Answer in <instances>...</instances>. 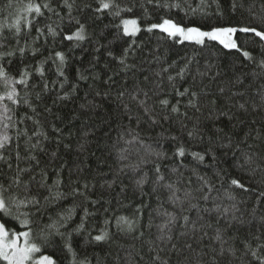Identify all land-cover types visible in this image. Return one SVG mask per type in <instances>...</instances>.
<instances>
[{"label":"snow or ice","instance_id":"6c2138e0","mask_svg":"<svg viewBox=\"0 0 264 264\" xmlns=\"http://www.w3.org/2000/svg\"><path fill=\"white\" fill-rule=\"evenodd\" d=\"M17 2L21 7L17 9L13 22L0 23V261L4 264H92L86 245L107 241L110 238V221L105 219L101 234L92 235V230L87 225L96 213L90 210V206L99 201L91 199L89 183H66L62 175L63 165L59 168L51 163L41 166V157L47 155L46 145L52 142V137L40 117L43 113H52V108L45 103L51 93H55L56 100L65 101L77 91L80 81L98 79L91 74V70L96 67L99 57L89 61L88 68L76 69L75 82H70L66 74L69 57L64 52L50 51L42 59H32L37 57L42 48L54 46L57 37L60 38L61 44L65 41H75L69 45V51L74 47H81L85 40H89L85 24L72 14L74 10L83 9L77 8L76 0H8L6 7L12 9ZM94 5L90 3L84 7L90 9L93 15L102 13L117 21L113 24L116 32L109 45L97 43L95 51L100 52L101 48H106L109 64L114 62L122 72L136 69V65L128 63V60L130 54L143 47L136 40L142 31L149 34L162 33L163 35L158 37L161 41L171 40L173 43L193 48L194 54L181 57L182 63L164 57L166 66L154 73L157 78L153 81L154 88L148 91L138 89L131 95L137 108L147 118L142 121L139 115L135 117L138 128L141 122H144L161 129L167 123L171 129V123L180 120L179 135H171L169 132V135L164 136L161 133V139L172 142L171 156L167 151H157L150 145L147 146L148 156L153 159H145L142 162L153 165V177L150 180L145 173L137 181L141 189L144 184L150 182L153 192H158L161 188L166 189L169 202L176 206L180 213H164L168 219L160 226L161 236L158 239L162 243L172 244V250H175L176 244L172 243V228L169 226H175L178 220L182 219L184 228L191 224L192 232L200 233L201 242L205 238L209 239V243L204 246L207 251L201 249L194 260L187 258L188 264H264V199L254 201L251 208L241 207L247 204L244 196L253 187L257 176L259 182L256 186L264 197V120H253L250 123L242 120V117L249 113V101L244 100L246 90L240 89L231 92L228 97V100L233 102L227 105V111L214 112L209 109L208 120L212 122L211 126L197 120L189 128L181 119L188 118L189 109L199 113L203 106V89L197 92L191 85L183 87L189 78L195 82V77L192 76V65L198 63L195 53L213 51L215 45L229 51L235 50L242 55L243 61L247 62L244 67L257 69L258 72L253 75L264 76V0L258 11L255 10L254 3L245 9L241 0H199L195 6L189 3V0H144L143 3L140 0H129L127 4H122V0H94ZM149 5L152 6V12L162 9H166L168 13L176 9V15L183 12L181 21L188 22H178L171 15H166L159 17L157 22L147 23L142 27L141 21L145 17L151 20ZM238 10L248 12L243 24L211 23L212 19L219 21L225 17L234 18ZM62 13L68 18V32H65V15ZM129 13L135 18H125L122 15ZM0 15L3 13L0 12ZM53 17L56 18L54 21ZM238 33L245 34V39H249L248 34H251V42L260 44V49L245 50V45L238 43V38H234ZM29 37L31 45L28 43ZM48 37L52 38V45L49 44ZM41 38L43 44L36 47ZM116 42H119L120 46L118 53L110 47ZM253 51H256V55H253ZM155 60L159 62L161 57L158 55ZM109 64H106L105 68H108ZM236 72L240 74L230 83L243 86L248 73H245L243 68L236 69ZM197 74L204 76L207 73ZM219 75L217 72L210 79ZM143 80L147 83L149 76L145 75ZM165 81L167 90L164 88ZM110 82L115 83L112 75L104 81L109 87ZM220 92L224 93L225 89L221 88ZM96 94L106 98L110 93ZM124 95L123 91L118 92L119 97ZM256 95L259 96V104L253 103L252 111L264 112V84L256 90ZM236 97L239 99H235ZM252 99L255 101V96ZM182 101L185 109L183 112ZM96 107L98 105L91 101L81 105L82 109ZM233 108L236 112L232 111ZM126 114L131 122L134 118L131 110H127ZM221 117H226L233 129L238 124L245 123L251 131L242 129L239 136L235 132L229 135L223 127L215 124ZM256 123H260L262 131L253 135ZM51 131L57 134L55 143L59 146L62 143L58 135L60 129L53 125ZM249 139L253 143L249 144ZM241 144H246L252 151L242 150ZM237 153L243 157L240 163ZM56 157L57 152L52 151L51 159L55 160ZM166 160L173 161V166L162 171V164ZM224 164L236 170H243L247 177L251 178L249 183L246 185L242 182V177L233 178L222 167ZM184 171L190 172L186 181L182 180ZM209 171L212 176L207 174ZM221 173L228 176L226 189ZM173 176L176 177L175 180L172 179ZM193 176L196 179L195 187L192 186ZM213 177L219 181V186ZM182 183L186 186L181 195ZM221 189H224L223 198L220 196ZM237 190H242L239 192V200ZM224 200L231 203L225 205ZM63 201H69V204L65 206ZM137 211L139 212V209ZM193 212L196 213L195 220L185 214ZM201 213L207 214L210 219L205 221ZM212 218L215 219L216 225L223 223L224 227H215L214 234L209 237L207 229L213 228L210 222ZM134 223L124 216L116 218V227L121 231H133ZM187 234L181 233L182 236ZM82 235L87 237L84 244H80L78 240ZM185 247L191 250L192 244L186 243ZM150 251L156 252L154 264H167V260L160 256L163 248H150Z\"/></svg>","mask_w":264,"mask_h":264},{"label":"trees","instance_id":"16d2710c","mask_svg":"<svg viewBox=\"0 0 264 264\" xmlns=\"http://www.w3.org/2000/svg\"><path fill=\"white\" fill-rule=\"evenodd\" d=\"M128 2L129 0H122V4H127ZM140 2L143 3L144 0H140ZM241 2L244 3L245 9L254 3L255 10L258 11L262 0H241ZM7 3L8 0H0V12L3 13V15H0V23H12L17 9L21 7V4L17 2L14 8L8 9L6 7ZM90 3L94 5V0H76L77 8L83 10H74L72 13L81 23L85 24L89 40H85L81 47H74L69 51V45L74 44L75 41H65L61 44L59 43L60 38L57 37V42L54 46L42 48L37 53V57L32 58L34 60L42 59L50 51L64 52L69 57L66 74L70 82H75L76 69L88 68L89 61H92L94 57H99L96 67L91 70V74L98 77V79L93 81L89 78L87 82L80 81L79 88L68 100H56L55 93H51L50 98L45 101L52 108V113H43L40 118L44 122L49 136L52 137V142L46 145L47 155L41 157V166L51 163L52 166L59 168L63 165L62 175L66 183L69 181H79L80 184L89 183L91 199L99 201L96 205L90 206V210L96 213L94 217L89 219L87 225L92 230V235L101 234L100 230L105 227V219L110 221L108 225L110 238L100 244L93 243L86 245L89 257L92 259V264H154L156 252L150 251V248H163L164 251L160 252V256L162 259L167 260V264H188L187 258L191 257L194 260L201 249L207 251L204 246L209 243V239L205 238L201 242L199 240L200 233H193L191 224L187 228H184L183 220L180 219L175 226H169L172 228V243L176 244V249L172 250V244L167 242L162 243L158 237L161 236L160 226L168 219L164 213L180 215L178 208L169 202V193L166 189L161 188L158 192H153L151 190V182L144 184L143 189L137 184V181L145 173H147L150 180L153 177L151 171L153 165L142 162L145 159H153V157L148 156L146 147L150 145L152 149L157 151H167L169 156H171L172 142L161 139V133L164 136L169 135V132L171 135H179L180 120H174L171 123V129H169L167 123L161 129L159 126L151 127L144 122H141L138 128L135 117L139 115L142 121L147 118L137 108L135 101L131 99V95L135 94L138 89L148 91L154 88L153 81L157 79L154 73L159 71L162 66H166V61L163 60L164 57H167L170 61L174 60L182 63L181 57L192 56L194 54L193 48L180 43H173L171 40L161 41L158 37L163 35L162 33L154 32L149 34L142 31L136 37V40L143 47L135 51L134 54H130L128 60V63L136 65V69L122 72L114 62L109 64L106 48H101L100 52L95 51L97 43L109 45V41L113 39V35L116 32L113 24L117 21L102 13L93 15L90 9L84 7ZM189 3H193V6H195V4L199 3V0H189ZM148 8L151 20L145 17L141 21L142 27L146 26L147 23L157 22L159 17L166 15H171L178 22H188L181 21L183 12L176 15V9H172L171 13H168L166 9L152 12L151 5ZM62 15H65V32H68V18L65 13H62ZM122 15L125 18H135L130 13ZM96 16H101L102 18L97 19ZM247 17L248 12L246 10H238V14L234 18L225 17L219 21L212 19L211 23L216 24L219 22L225 25L229 23L233 25L237 23L243 24ZM52 19L54 21L56 18L53 17ZM53 27H55V24H53ZM248 36L250 38L245 39V34L238 33L237 37L234 38H238L237 42L245 45V50L256 49L258 51L261 45L253 44L251 42V34H248ZM254 39L258 40L259 38ZM48 40L49 44L52 45V38L48 37ZM28 43L29 45L32 43L30 37L28 38ZM42 44L43 38L35 46L40 47ZM110 47L117 53L120 50L119 42L111 44ZM157 49L159 50L157 51ZM158 55L161 57V61L159 62L155 60V57ZM195 55L198 61V63L192 65V76L195 77V82L193 83L192 79L189 78L183 84V87L191 85L193 90L197 92H201L203 89L201 93L203 106L201 112L197 113L195 110L189 109L188 118L181 117L189 128L197 120L211 126L212 122L208 120L209 109L214 112L227 111V105L233 102L229 101L228 97L231 95V92H235L237 89L246 90L247 94L244 100L249 101V113L244 115L242 120L247 123L253 120L257 122L264 120V112H254L251 107L253 103L259 104V96L256 95V90L261 84H264V76L253 75V73L258 72L257 69L244 67L247 62L243 61L240 53H237L235 50L222 49V46L219 45H215L213 51L204 50L203 52L195 53ZM253 55H256V51H253ZM81 57H83V61H81ZM106 64H109L108 68H105ZM210 65L214 66L210 67ZM45 67L47 68L48 65ZM238 68H243V71L248 73L244 78L243 86H234L230 83V81H234L236 75L240 74L236 72ZM138 69H144L145 71H139ZM198 72L207 74L200 76L197 74ZM217 72L220 75L216 76L215 79H210ZM115 73L119 74L116 75ZM172 74L174 75L175 73L173 72ZM109 75H112L115 81V83L110 82V87L104 83ZM145 75L149 76L147 83L143 80ZM167 87V82L165 81V90H167ZM221 88L225 89L224 93L220 92ZM67 89L68 85H66ZM119 91L125 93L122 98L118 96ZM104 92H109L110 94L106 98L103 95L96 94ZM253 96H255V101L252 99ZM235 99H239V97ZM54 100L55 103H53ZM244 100H240V102H244ZM89 101L98 105V107L94 109H82L81 105L88 104ZM209 101H213L214 103H209ZM151 102L149 101V103ZM127 110H131V114L134 117L131 122L126 114ZM184 110L182 101L181 112ZM232 111L236 112V109L233 108ZM237 115L240 114L237 113ZM215 124L218 127H223L229 135L235 132L239 136L242 129L244 131H251V128L246 127L245 123L238 124L235 129L231 128L226 117H221L220 120L215 121ZM53 125L60 129L58 135L62 143L59 146L55 143L57 134L51 131V126ZM254 127L256 131L253 135L262 131L260 123H256ZM248 143L251 144L253 141L249 139ZM64 145H68L69 147L65 148ZM240 148L244 151H252L246 144H241ZM52 151L57 152L55 160L51 159ZM237 157H239L238 163L242 162L243 157L240 156V153H237ZM137 165L139 167H136ZM172 166L173 161L166 160L162 164V171L166 167L170 169ZM222 167L233 178L242 177V182L246 185L249 183V179L251 178L247 177L243 170L233 169L227 164L222 165ZM207 174L212 176L211 171ZM221 175L224 177V188L226 189L228 187V176L225 173H221ZM189 176L190 172L184 171L182 180L186 181ZM172 179L175 180L176 177L173 176ZM213 179L219 186V181H216L215 177ZM192 180V186L195 187L196 179L194 176ZM258 182L259 176L254 179L253 187L244 196L247 204L241 205V207L251 208L254 201L259 202L261 199H264L256 186ZM92 185L95 187L92 188ZM185 186L186 184L184 183L180 186L181 195ZM241 191L237 190L238 200L241 198L239 195ZM223 192L224 189H221V198H223ZM213 195H216V193H213ZM62 203L67 206L69 201H63ZM223 203L227 205L231 202L224 200ZM137 209H139V212ZM185 214L190 215L193 220L196 219L195 212ZM201 215H204L205 221L210 219L207 214L201 213ZM120 216H124L129 221L135 222L133 231L129 232L117 229L116 218ZM245 219H249V217H245ZM203 222L201 221V223ZM210 222L213 224V228L207 229L209 237L214 234L215 227H224L223 223L216 225L214 218ZM197 227H199V224H197ZM256 230H259L258 223ZM183 232H187L188 234L182 236L181 233ZM86 238L83 235L79 237V243L84 244ZM186 243L192 244L191 250L185 247Z\"/></svg>","mask_w":264,"mask_h":264},{"label":"rangeland","instance_id":"374dc122","mask_svg":"<svg viewBox=\"0 0 264 264\" xmlns=\"http://www.w3.org/2000/svg\"><path fill=\"white\" fill-rule=\"evenodd\" d=\"M0 264H4V262L3 261H0Z\"/></svg>","mask_w":264,"mask_h":264}]
</instances>
